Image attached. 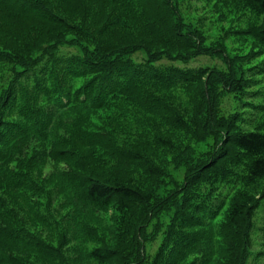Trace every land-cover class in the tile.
I'll return each instance as SVG.
<instances>
[{
	"label": "trees",
	"instance_id": "16d2710c",
	"mask_svg": "<svg viewBox=\"0 0 264 264\" xmlns=\"http://www.w3.org/2000/svg\"><path fill=\"white\" fill-rule=\"evenodd\" d=\"M227 3L249 17L252 37L264 47V0ZM174 4L173 0H0V264H29L15 254L29 229L15 226L24 218L7 195L21 191L26 207L39 221L43 195L60 188L67 193L68 187L70 193L75 191L73 207L83 215L95 219L111 215L114 232L106 236L110 242L101 240L88 256L95 264H247L251 252L243 232H251L255 210L264 202V124L246 131L238 122L221 124L211 116L207 132L201 116L187 121L169 108L167 116L151 122L150 130H162L165 124L193 138H220L213 158L201 162V167L187 166L183 186L163 199L170 205L171 218L163 233L162 226L155 229L152 239L148 229L167 206L157 207L155 192L128 169L113 168L105 161L134 163L150 177L157 172L150 153L155 147L175 152L173 140L160 134L137 140L124 157L119 156L122 150L117 156L95 151L113 146L107 132L91 130L95 113L112 114L121 121L132 115L133 127L144 135L150 120H140L141 111L151 112L147 102L164 103L157 102L154 93L186 90L199 81L201 68L193 75L158 64L164 57L177 60L173 54L182 47L206 55L196 37L184 36L183 15ZM183 38L197 46L178 42ZM66 45L79 53L62 54ZM138 52L146 53V62L130 59ZM220 58L227 68L224 74L214 72L226 78L221 84L246 95L250 69ZM38 161L44 165L41 186L31 171L24 176L16 170ZM160 235V245L151 256L147 245Z\"/></svg>",
	"mask_w": 264,
	"mask_h": 264
},
{
	"label": "rangeland",
	"instance_id": "374dc122",
	"mask_svg": "<svg viewBox=\"0 0 264 264\" xmlns=\"http://www.w3.org/2000/svg\"><path fill=\"white\" fill-rule=\"evenodd\" d=\"M173 1L183 15L182 21L186 31L184 36L196 37L199 40L197 44L203 48L206 55L198 56L193 52L194 50L182 47L173 54V56H178L177 60L169 61L164 57L158 64L188 70L193 75H196L195 72L201 68L203 76L199 75L196 85L188 87L186 90L177 92L165 90L154 93L157 102L164 103L163 105L154 102L146 103L151 112L147 113L144 108L141 111L142 114L139 115L140 120L146 119L148 122L150 120L144 135L141 129L133 127L136 120H133L132 115L122 118L121 121L112 114L97 112L94 116L95 119L91 118L90 122L93 132L97 134L100 131L107 132L108 139L113 146L115 145L112 148L106 145L102 149L95 150L103 155L113 152V155L117 156L118 151L122 150L123 153L119 156L124 157L131 146L130 144L140 139L152 140L157 134L173 140L176 146L175 152H164L162 149L158 148L157 150L156 147H153V154L150 153V156L157 172L150 177L147 176L143 168L134 163L131 164L117 158L105 161L113 168L128 169L133 176L139 178L146 185V188H151L155 192L157 207L167 206L165 211L152 221L148 229L150 239L153 238L157 227L162 226L161 232L163 233L169 224L171 213L167 209L170 205L163 204L162 201L183 186L187 166H198L201 162L209 161L220 146V138L214 135L193 138L183 132L174 131L172 125L166 126L165 124L161 127L162 130H150L151 122L161 116H167V108H169L173 112L182 114L187 121H191L195 114L201 116L202 122L207 126V132H210L208 118L211 116L215 122L221 124L238 122L237 126L246 131H254L258 126L264 124V47L258 45L253 39L248 27L249 25L252 28L249 17L243 15L234 4L227 3V0ZM178 42L197 46L196 41L192 43L186 38L179 39ZM60 52L76 55L79 53V49L66 45L61 47ZM220 56L227 57L228 61H232L235 66L244 64V70L250 69L247 72L249 81L245 83V87L248 88L246 95L232 93L221 84L226 78L216 73L224 74L227 72V68L225 61ZM130 59L137 64H142L146 62L147 56L144 52H138ZM209 72L216 73L211 75ZM144 92L142 94H145ZM121 100L124 104L130 105L125 102L126 99ZM207 102H209L208 109L205 108ZM211 109L212 111H210ZM137 111L139 110L137 109ZM193 128L197 130V127L193 126ZM96 140L100 141L97 137ZM102 143L108 144V141ZM147 145L149 146V143ZM107 148L110 149L107 150ZM188 163L190 164L187 165ZM43 167V162L38 161L33 167L32 164L29 168L22 164L17 166L16 170L19 172L18 174H24V176L30 174L31 171V178H36L41 186L44 185L41 178ZM49 188L46 186L47 190H50ZM66 191L67 193L60 188L59 191L48 193V196L43 195V207L39 214V221L33 218L35 215L31 214L32 209L26 207V201L23 199L21 191L7 195L11 204L19 210V212L17 211L20 213L19 215L24 218V221H17L15 226H18L21 231L25 226L29 229L27 233H23L22 243L17 245L20 247L19 253H15L18 258L24 259L29 264H95L88 256L95 247L100 245L101 240L103 244L110 242L106 241V236L108 237L114 232L111 215L101 216L98 219L83 215L73 207L72 199H74L75 191L70 193L69 187ZM224 213L225 211L221 213V218L218 217L217 223L222 221ZM243 234L248 235L246 237L251 252L247 264H264V202L261 203L257 211L255 210L250 235L246 232ZM161 238L162 235L157 242L147 245V251L151 256L160 245ZM9 243L10 240H8Z\"/></svg>",
	"mask_w": 264,
	"mask_h": 264
}]
</instances>
